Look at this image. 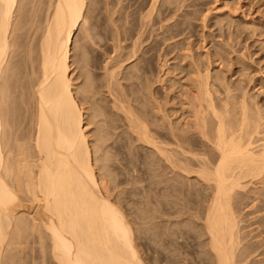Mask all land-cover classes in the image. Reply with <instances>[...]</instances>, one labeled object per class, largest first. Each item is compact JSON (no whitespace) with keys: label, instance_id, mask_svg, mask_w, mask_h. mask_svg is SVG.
<instances>
[{"label":"bare ground","instance_id":"6f19581e","mask_svg":"<svg viewBox=\"0 0 264 264\" xmlns=\"http://www.w3.org/2000/svg\"><path fill=\"white\" fill-rule=\"evenodd\" d=\"M157 2L152 1L151 12ZM18 3L22 2L0 0V264L14 259L10 247L27 231L40 233L42 243L48 241L56 264H144L133 223L120 207L106 158L100 155L104 137L95 123L96 111L87 114L84 108L89 93L84 64L83 84L73 83L71 46L86 0L50 4L34 44L26 42L23 82L13 63L14 48L21 43L16 33L25 25L20 17L13 19ZM130 67L136 69L135 64ZM210 79L209 72L197 73L189 94L194 111L188 130L200 141L169 130L178 151L152 133L143 114L129 104L121 109L132 143L151 153L143 160L150 169L157 167L151 171L152 179L166 177L170 169L208 190L201 197L200 211L191 215L200 222L199 234L207 237L204 247L210 261L248 264L252 249L242 246L233 199L245 190L246 182L264 184V113L249 107L246 95L239 105L217 104ZM25 112L30 120L27 138L20 133L17 139ZM91 125L96 126L94 131L89 130ZM197 142L209 146L206 156L192 150ZM159 168L163 170L157 173ZM30 208L41 218L28 216ZM5 246L10 249L2 258Z\"/></svg>","mask_w":264,"mask_h":264},{"label":"rangeland","instance_id":"374dc122","mask_svg":"<svg viewBox=\"0 0 264 264\" xmlns=\"http://www.w3.org/2000/svg\"><path fill=\"white\" fill-rule=\"evenodd\" d=\"M53 1L20 0L15 8L13 19L25 22L16 33L21 45L13 51L22 82L26 45L29 40L34 44ZM152 1L86 0L84 19L71 46L73 83L83 84L84 64L89 74L84 108L87 114L96 111L95 123L104 137L100 155L106 158L120 207L133 223L144 264H213L204 247L207 237L199 234L200 222L191 215L200 211L201 197L208 190L170 169L166 177L152 179L151 171L157 167L151 170L145 165L143 158L150 151L130 140L121 106L129 104L143 114L152 133L175 151L170 129L200 141L188 130L194 111L189 94L197 73L209 72L217 104L239 105L246 95L249 107L264 113V0H158L151 12ZM20 123L16 138L20 133L27 138L28 112ZM197 143L192 150L206 156L209 146ZM246 184L233 199L241 244L252 249L248 264H264V184L254 180ZM28 211V216L41 218L35 210ZM39 234L27 231L18 240L10 235L17 240L10 247L14 259L1 264H56L48 241L42 243ZM6 248L2 258L8 255Z\"/></svg>","mask_w":264,"mask_h":264}]
</instances>
